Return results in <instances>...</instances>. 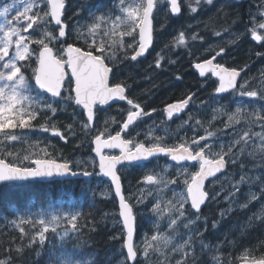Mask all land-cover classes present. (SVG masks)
Listing matches in <instances>:
<instances>
[{"label": "snow or ice", "instance_id": "obj_1", "mask_svg": "<svg viewBox=\"0 0 264 264\" xmlns=\"http://www.w3.org/2000/svg\"><path fill=\"white\" fill-rule=\"evenodd\" d=\"M202 4L215 6L214 0H112L110 7L89 10L90 23H77L75 26L74 38L84 47L66 42V37L73 35L65 23L66 0H18V3L0 6V190L25 187L53 178L92 175L82 170L84 164L79 161L71 163L62 158H53L48 151L51 146L41 147L39 141L29 145L23 154L9 150V141L21 140L15 130H37L33 122L40 119L46 121L40 125V129L67 141L68 136L59 131L52 118L61 104L78 107L82 110L80 114L86 117V122L80 124L82 131L85 134L95 132L90 138V145L94 146L91 150L98 160H93L92 164L98 168L99 174L108 178L114 197L118 198L114 215L121 230L113 239L121 241L120 254L123 258L120 264H170L174 256L179 257L175 259V264H202L197 256V248L200 256H211L212 264H223L222 253L211 255L220 253L223 246L219 243L210 245L203 239L207 219L203 221L204 231L199 228L193 230V227L201 222L202 206L220 195H210L205 188L206 181L217 178V174L222 173L228 165L239 163L243 170L242 158L245 155H258L264 161V73L255 86L248 79L240 83L242 70L214 63L225 51L223 48L215 51L211 58L194 64L201 77L207 78L211 74L217 78L214 89L216 99H226L219 95L224 93L233 97L227 104L211 109L214 114L210 125L218 116L226 117L220 131L232 129L235 138L225 143L217 139L216 132L207 129L204 135L197 136L196 129L202 126L199 120L191 125V138L177 139L164 128H161L164 136L153 135L155 129L150 128L143 133L144 139H138L141 136L138 131L133 137L131 131H135L144 117H150L157 110L145 112L140 103L130 98L127 84L117 82L113 72L120 62L118 51L123 53V59L138 61L153 47V19L161 6L166 7L168 15L180 16L185 9L191 15L198 14ZM49 27L56 31H49ZM245 34L264 47V0L256 6L255 12H249ZM34 35L39 38L34 39ZM240 38L237 35V40ZM126 39L130 41L127 45ZM189 39L196 41L198 34L186 36L184 31H179L173 37L171 46H185ZM166 50H170L169 44L156 53V68L163 63H175L163 54ZM129 51L132 53L130 57L127 55ZM257 55L264 57V53ZM250 86L252 90H248ZM195 95L190 93L167 104L163 109L167 120L185 113ZM236 97L241 99L237 101ZM245 97L255 98L251 107L244 104ZM113 101L126 102V118L118 122L112 117L100 125L97 113L104 111V106L111 107L110 102ZM200 104L207 106L204 101ZM233 104L237 105L234 111L228 112L227 108ZM192 120L193 117L189 116L188 121ZM188 121H184V124L187 125ZM115 123H119L120 130L112 134L109 125ZM242 123L245 127L238 129L237 126ZM66 127L75 137L72 125ZM256 127L260 130L254 131ZM168 139L174 142L168 144ZM161 156L172 163L166 164L161 172L155 171L158 163L148 168ZM186 162H195L192 167L198 166V170L190 171ZM129 167L145 169L146 174L137 183L151 186L157 193L148 208L155 218L153 233L150 236L145 233L138 242V216L142 215L140 206H146L147 197L152 196V192L145 194L143 189H139L129 196L124 194L122 172ZM246 180L241 175L233 185L234 192L225 200H230L239 192L240 185ZM169 193L171 198L166 199ZM261 195H264V187L261 188ZM259 199V196L252 194L248 197V203H242L239 207L247 209L250 203ZM13 211L15 219L7 220L5 217V220L13 229H18L21 241H27L24 247L43 249L46 243L51 245L47 264H92L91 257L79 256V243L71 244L73 240H79V212L62 210L52 204L35 211L28 209L23 214L15 209ZM259 212V219L264 220V207ZM223 214L221 212V216ZM164 221L166 223L161 230ZM216 226L213 222V227ZM181 227L185 230L183 234ZM50 233L58 241L57 244H52ZM3 235L7 234L0 226V236ZM7 243H14V238L9 236ZM228 243L231 246L234 242ZM24 247L17 246L15 251L22 253ZM11 251L5 248L6 258L0 259V264H14ZM42 254V251L34 253L37 259ZM227 259L228 264H264V253L257 256L255 250L245 248L235 259L231 254Z\"/></svg>", "mask_w": 264, "mask_h": 264}, {"label": "trees", "instance_id": "obj_2", "mask_svg": "<svg viewBox=\"0 0 264 264\" xmlns=\"http://www.w3.org/2000/svg\"><path fill=\"white\" fill-rule=\"evenodd\" d=\"M214 3L216 4V0H214ZM225 3L227 6L225 5L221 9L222 13L218 15V19L221 16L222 20H219V23L212 21L201 35L207 36V41L211 37L217 38L219 41L221 40L219 44L222 46L219 48H228L232 54L231 59L236 67L246 69V73H251V71L256 73L262 59L261 56L257 55L259 50H257L256 45H258V42L253 41V45H248L239 39L235 40L233 44H227V35L246 26V22L248 21L245 12L247 7L246 3L237 5L229 1H224ZM68 7L69 3L67 9ZM209 7L213 8V6ZM67 15L68 10L66 12ZM183 17L184 15L179 20L184 19ZM237 20L239 21L238 23H233V21ZM177 24L178 21L171 18V20H168L167 26H163L164 28L157 31L154 48L146 58L139 61H130L123 59V54H121L118 58L120 61L119 65L114 68L116 81L125 82L130 89V98L143 105L148 111L151 109L163 111L167 102L192 92L196 96H199L200 99H209V107L215 104L217 100L211 84L208 85L210 88L205 91L200 89V79H198L197 74L190 66L191 59H195V55L185 54L181 65L178 63H163L160 68H156L155 64L146 63V60L151 57L156 46L161 42L165 43L166 40L175 35L178 27ZM68 26L69 31L73 35L67 37L66 42H72L80 47H84L82 42L75 40V27L70 21ZM52 29L54 32L56 31L55 28ZM211 29L214 31L216 29V33H220V35L213 34V31L210 32ZM189 41L186 48H181L179 52H189V45L192 43L190 39ZM170 50H175V47H170ZM131 54V51L127 53L129 57ZM176 57H172L171 55L168 59L172 60V58ZM119 69L122 71L119 72ZM118 73L119 77L117 78ZM214 107L215 105L211 108ZM127 108L126 102L115 103L111 104V107H105L104 111L97 113L100 125H103L105 120L112 117L116 121L122 122L126 118ZM121 109L124 111L121 112ZM81 111L78 107L73 108L67 104H61L58 106L56 115L52 118V123L56 124L59 131L68 136L67 141L40 129V125L46 122L45 119H40L33 122L34 128L37 130L21 131L17 129L15 130V134L20 136L21 140L19 142H8L9 150L20 151L22 154L29 148V145H33L37 141L40 142L41 147L50 145L51 147L48 148V151L52 153L53 158H62L71 163L79 161L84 164L82 170L91 171L93 175L90 178L41 181L25 187L6 191L0 190V226L3 227V232L7 234L0 236V259L6 258L5 248H9L12 250L11 255L14 264H47L51 245L46 243L43 249L37 246H33L32 248L24 247L27 241H21L19 239L18 229H13L6 222L5 217L7 220L15 219L14 209L19 214H23L28 209L35 211L41 206L47 207V205L52 204L62 210L76 211L81 214L78 219V227L80 228V233L78 234L79 240H73L71 242L72 245L76 243L81 245V248L77 249L80 257H91L92 264H120L123 258L120 254L121 241L113 239L114 236L119 235L121 230V225L117 223L118 218L114 215L117 212V200L114 197L110 184L102 179L101 175L98 174V168L92 164V159L95 156L91 150L93 145H90V138L95 135V132L85 134L82 131L80 124L86 122V117L80 114ZM207 114L210 118V114ZM48 115L51 114L49 113ZM162 115L160 113V116ZM146 120L150 121V118L144 117L143 121L139 122L138 127H140L139 132L141 136L138 139H143V131H146L150 126ZM216 123H219V120L212 122V125H216ZM69 124L72 125L73 131L76 133L75 137L67 130L66 126ZM49 127H51V124H49ZM119 128V123L109 125V130L112 133ZM174 136L178 137L179 134H174ZM173 142L172 140H168V144H172ZM85 161L87 163H84ZM158 161L163 163L166 160L164 157H160ZM242 162L244 164L243 169H249L248 167L252 166L264 170V161L260 157H249L245 155L242 158ZM145 173V169L133 167L123 170L122 179L127 196L141 187L142 183L138 184L137 182L141 180ZM103 184L107 185L109 190L107 195L101 194L99 190ZM220 207H222V204L218 201H210L201 213L203 218L207 219L208 223L204 239L210 242V245L214 246L219 243L223 246L220 249V253H212L211 255L222 253L224 258L223 264H228L227 258L229 254L235 259L245 248L255 250L257 256L264 253V220L257 222L254 226H250L247 222L249 215L259 210V201L250 203L247 209L235 210L228 215L223 214V216H221ZM142 221V216H138V235L142 228ZM213 222L217 225L216 227H213ZM227 233L235 237L234 243L231 246H229V243H222L225 240L223 235ZM9 236L14 238V243H7ZM49 236L52 239V244L58 243L52 237L51 233ZM17 246L24 247V251L18 254L15 251ZM36 251H42L43 253L38 259L34 255ZM198 257L202 264H212L210 255H198Z\"/></svg>", "mask_w": 264, "mask_h": 264}, {"label": "rangeland", "instance_id": "obj_3", "mask_svg": "<svg viewBox=\"0 0 264 264\" xmlns=\"http://www.w3.org/2000/svg\"><path fill=\"white\" fill-rule=\"evenodd\" d=\"M67 2L69 3V7H68V15L66 16L67 19V23H69V21L71 22V24L74 25V27L77 25V23H79L80 25H83L85 23H90L91 21L89 20V10H93L95 11L97 8H103V7H110L112 0H67ZM9 3H18V0H1L0 1V6H2L3 4H9ZM261 3V0H253L252 3H250L246 9L245 12L247 14L246 18H249V12H255L256 11V6L259 5ZM225 5L227 6V4H224L223 0H216V4L215 7L211 8L207 5H201V11L196 14V15H191L187 12V10H185V15H184V19H181L178 21L177 24V30L175 31V35H173L171 38H169L168 40L165 41V43L161 42L158 46L155 47V49L152 52V55L149 59L146 60L147 64H155V58H156V53L160 52V50L162 48H164L165 44H169L170 47L172 43H173V37L177 35V33L179 31H184L186 36H190L191 34H198V39L196 41H192V43L189 45V52H179V50L185 49L187 44L190 42L188 40L187 44L185 46H175V50H166L163 54L166 56V58H169L173 56H177L176 58H172L173 61H175L174 64L178 63V64H182V61L186 55H195V59H191L192 62H194V60H198L200 58H202L205 54H210L211 52H215V51H219V47H221L222 45L219 44V39L211 37V39H209L207 41V36H202L201 33H203L206 28L209 26L210 23L215 22V23H219V20H222L221 16L218 19V15L219 13H222L221 9L225 7ZM166 15H167V11H166V7L161 6L159 8V11L157 12V17H158V25H157V30H161V28H164L165 26H167L168 24V20L166 21ZM169 19L173 18L172 15L168 16ZM2 19V18H0ZM220 24H222V22H220ZM164 26V27H163ZM245 27L243 26L239 29H237L235 32L230 33L229 35H227V44H233L235 42V40H237V35H240V39L243 40L244 42H246L248 45H253L254 40H252V38L250 37V35L245 34ZM248 27H250V25H248ZM49 31H53L52 27L48 28ZM75 31V29H74ZM213 31V34H215L217 32V30H210V32ZM54 32V31H53ZM199 37H202V39H199ZM35 38H39L38 35H34L33 37ZM206 40V41H205ZM242 41V42H243ZM254 41V42H253ZM127 43H130V41H128L126 39L125 44L127 45ZM256 48L258 51V53H264V47L260 46V43L258 42V45H256ZM256 48H254L256 50ZM225 50L226 53H230L228 48H223ZM207 50V51H206ZM123 54L121 51L117 52V58H119V56ZM228 55H231L228 54ZM232 58V55H231ZM192 62H191V68H192ZM119 65V63H118ZM122 70L119 69V72H121ZM264 73V57H262L261 59V64L259 66V68L257 69V72L254 73L253 71L247 72L244 76L243 79L240 81V83H243V80L248 79L252 82V86H255V84L258 82L261 74ZM119 77V73L117 74V78ZM201 86L205 85V82L203 80H199ZM195 85V84H194ZM193 85V86H194ZM192 86V87H193ZM252 86L249 87L248 90H252ZM197 87V86H196ZM210 88V86L208 87V85L206 84V88L203 90L205 91L206 89ZM198 90V89H197ZM196 100L193 103L192 108L187 112V114L181 118L178 121H168L166 116L162 115L159 117H155V119L153 120H146V122H149L150 126L148 129L150 128H154L155 131L152 133L155 136H164L165 133L164 131H161V128L167 129L168 132L174 136V134H179V136L177 137V139H179L180 137H184V138H191L193 136V131H192V127L191 125L193 124V122L195 120H199L201 122V127L196 129V135H204L205 134V129L209 130V131H214L216 132V136L218 140H222L223 142L227 143L229 140L234 139L235 137L232 136V129H226L223 131H220L223 129V125H224V121L226 119V117H219L217 118V120H219V123H216V125H210V121L212 118V115L214 114L212 112V106L215 105V107H219L220 105H225L228 103L229 100H232L233 97L232 96H227L226 100L221 101V104L218 102V100H216L215 104H213L211 107L208 106V102L209 99H200L199 96H196ZM241 98L236 97V100L239 101ZM204 101L207 102V106L201 105L200 102ZM244 104L248 105L249 107L252 106V104L255 101V98H243ZM197 105H199V107H197ZM237 105L233 104L231 106H229L227 108L228 112L234 111L235 107ZM214 107V108H215ZM210 114V118L209 115ZM191 116L193 117L192 121H188V117ZM163 117V119H162ZM164 122L163 124H161V122ZM184 121H188V124L185 125ZM238 129H243L245 127V125L242 123L241 125L237 126ZM140 127H137V129H139ZM135 130V131H136ZM146 130V131H147ZM259 127L254 128V131H259ZM145 132V131H143ZM134 134H132L133 136ZM135 136V135H134ZM143 139L144 136L142 135ZM171 140V139H168ZM167 140V143H168ZM214 150L218 151V148H215ZM249 151H251V149H248ZM257 157H259L257 155ZM93 160H96V158H93ZM159 164V167H157L155 169V171L157 172H161L163 167L171 162H156L153 163L151 166H149L148 168H153L154 165ZM193 164H187V166L189 167L190 171H196L198 170V166L197 167H192ZM240 165L239 163L235 166L230 165L229 170L224 173L223 175H221L220 177L212 180L209 182V184L207 185V190H209L210 195L215 194V193H220V195L217 197L216 200L214 201H218L219 203L222 204V207H220L221 212H223L225 215L230 214L231 212L235 211V210H239L242 209L239 207L240 204L242 203H248V197L252 194H255L257 196L260 197L259 204H260V208L259 210L264 207V195H261V188L264 187V170L259 169V168H255L252 166H249V169H240L239 168ZM169 171H171V169H169ZM99 174V172H98ZM146 174V173H145ZM241 175H244L247 180L244 184L240 185V190L239 192H236L234 196L231 197L230 200H225L226 196H229L230 193L234 192V188L233 185H235L239 180ZM258 177V179H257ZM172 178V177H169ZM139 189H143L145 194H147L149 191L152 192V196H148L147 197V203L146 206H140V211L142 213V228L140 230V234L137 236V242L143 237V235L145 233H147L149 236L152 235L153 233V222L155 220L154 217H152L150 215V213L148 212V208L151 207L153 198L156 197L157 193L156 190L154 188H152L151 186L148 185H144L142 184L141 187ZM138 189V190H139ZM101 194L107 195V192H109L107 185H101L99 188ZM138 190L134 191L133 193H137ZM104 192V193H103ZM132 193V194H133ZM167 198H171L170 193L167 194V196L165 197ZM250 206V204H249ZM231 209V211H227L228 209ZM259 210L252 212L249 215V218L247 220L248 224L250 226H254L257 222H261L263 220L259 219L260 216V212ZM69 211V210H67ZM72 212H76V211H72ZM189 215H191V212L188 213ZM255 214V216H254ZM205 219L203 218V215L200 213V221L197 225H195L193 227V230H195V228H199L201 231H204V221ZM166 223V221L161 223V230L164 229V224ZM207 227H208V223H207ZM180 232L183 234L185 233V230L181 227L180 228ZM206 231H204V235H203V239L205 237ZM223 234V233H222ZM223 237L225 238L223 242L228 243L229 241H233L234 242V238L232 236V234L227 233L224 234ZM205 240V239H204ZM178 242V241H177ZM206 243H210L208 241L205 240ZM249 249V248H248ZM243 251V250H242ZM200 255V250L199 248H197V256ZM178 256H174L171 261L170 264H175V259H178ZM153 259L155 260V257H153Z\"/></svg>", "mask_w": 264, "mask_h": 264}, {"label": "flooded vegetation", "instance_id": "obj_4", "mask_svg": "<svg viewBox=\"0 0 264 264\" xmlns=\"http://www.w3.org/2000/svg\"><path fill=\"white\" fill-rule=\"evenodd\" d=\"M223 1H229V2H232L233 4H241V3H246V5L248 6L250 3H252L253 2V0H249V1H237V0H223ZM186 10V9H185ZM185 10L183 11V14L182 15H180V16H173V20H176V21H179V18H181L183 15H185ZM168 16H170V15H166V21L167 20H171V19H169L168 18ZM158 17H157V12L154 14V23H155V33H157V25H158ZM215 54V52H211V54H205L202 58H200V59H198V60H194V62H196V61H201V60H204V59H207V58H210L211 57V55H214ZM228 54H230V53H226L225 51L220 55V56H218V58L215 60V63H219V64H223V65H226V66H228V67H231V68H238V69H240L239 67H236L235 65H234V63H233V61H232V59H231V55H228ZM192 64H193V62H192ZM192 69H193V67H192ZM194 70V69H193ZM246 69H243V73H242V76H241V80L243 79V76L246 74ZM195 72V71H194ZM196 73V72H195ZM197 74V73H196ZM197 77H198V79H200V77H199V75L197 74ZM200 80H203L204 82H205V85H203V86H201L200 87V89H202V90H204L205 88H206V84L207 85H209V84H211V86L213 87V90L215 89V87L217 86V78H214L212 75H209V76H207V78H204V79H200ZM193 93V92H192ZM188 95V94H187ZM221 96H223V97H226V99H227V96H228V93L227 94H225V95H221ZM186 97V95L184 96H181L180 98H178V99H174V100H172V101H175V100H180V99H182V98H185ZM196 95L194 96V98H193V103H194V101L196 100ZM206 99V98H205ZM226 99H217L218 100V102L221 104V101H223V100H226ZM172 101H169V102H167L166 103V105L168 104V103H170V102H172ZM193 103H191L190 104V107L188 108V110L184 113V114H182V115H180L179 117H176V118H173L171 121H178V120H180L181 118H183L186 114H187V112L192 108V106H193ZM165 105V106H166ZM165 106H164V108H165ZM145 110L146 111H148L146 108H145ZM160 113L161 114H163L164 116H166V114L163 112V111H157V112H155V113H152L151 114V116L149 117L150 118V120H153V119H155V117H159L160 116ZM162 119H163V117H162ZM136 130V129H135ZM116 131H119V129L118 130H116ZM139 132V129H137L136 131H131V135L132 134H134V135H136V132ZM115 133V132H114ZM134 135H133V137H134ZM164 159L166 160L165 162H170L169 160H167L168 158H166V157H164ZM157 161H153V163H156ZM152 163V164H153ZM172 163V162H171ZM195 163V162H194ZM194 163H186V164H194ZM152 164H150V165H148V167L149 166H151ZM218 178V177H217ZM214 180V179H213ZM212 181V180H211ZM210 182V181H209ZM209 184V183H208Z\"/></svg>", "mask_w": 264, "mask_h": 264}, {"label": "water", "instance_id": "obj_5", "mask_svg": "<svg viewBox=\"0 0 264 264\" xmlns=\"http://www.w3.org/2000/svg\"><path fill=\"white\" fill-rule=\"evenodd\" d=\"M1 1V0H0ZM237 1H249V0H237ZM66 8H67V2H66ZM65 23H67L66 22V20H65ZM68 24V23H67ZM154 30H155V27H154V19H153V46H154V42H155V35H154ZM67 38V37H66ZM69 43H71V42H69ZM76 45V44H75ZM76 46H78V45H76ZM78 47H80V46H78ZM153 48V47H152ZM152 48H150L149 49V52H150V50L152 49ZM148 52V53H149ZM148 53H146L145 54V56L144 57H141V58H138V60H140V59H143V58H145L147 55H148ZM211 58V57H210ZM218 58V57H217ZM216 58V59H217ZM203 60H201V61H196V62H194L193 64H192V67H193V69H194V71L199 75V72H198V70L197 69H195L194 68V64L195 63H198V62H202ZM214 63H215V61H214ZM225 67H228V66H226V65H224ZM228 68H231V67H228ZM237 70H242V69H238V68H236ZM242 73H243V70L241 71V76H242ZM209 75H211V74H208V76ZM199 77H200V79H204V77H201L200 75H199ZM214 77V76H213ZM214 78H216V77H214ZM241 78V77H240ZM240 78H239V81H240ZM224 94H227V93H224ZM224 94H219V95H224ZM175 101H177V100H175ZM175 101H172V102H170V103H173V102H175ZM121 102H123V101H113V102H110L111 104H114V103H121ZM169 104V103H168ZM104 107H106V106H104ZM141 107L144 109V111H145V108H144V106H142L141 105ZM189 107H190V105H189ZM188 109H186L185 110V112L187 111ZM182 114H184V113H181L180 115H182ZM179 115V116H180ZM174 118H176V117H174ZM95 123V122H94ZM115 134V133H114ZM94 147V146H93ZM95 154V153H94ZM95 156H96V154H95ZM96 158H97V160H98V157L96 156ZM186 163H194V162H186ZM228 167H229V165L227 166V168L222 172V173H220V174H217V177L218 176H220V175H222V174H224L227 170H228ZM92 176V175H91ZM91 176H83V175H79V176H77V177H70V178H67V179H74V178H89V177H91ZM102 176V178L104 179V180H106V181H109L108 180V178L107 177H104L103 175H101ZM58 179H63V178H53V180H58ZM213 178H210L208 181H206L205 182V188L207 187V184H208V182L210 181V180H212ZM52 181V180H51ZM45 182H47V181H45ZM122 182H123V180H122ZM123 186H124V184H123ZM207 190V189H206ZM124 194L126 195V193H125V189H124ZM127 196V195H126ZM117 199V203H118V198H116ZM208 203V202H207ZM207 203H206V205H207ZM205 205V206H206ZM205 206H202V209H201V211L205 208Z\"/></svg>", "mask_w": 264, "mask_h": 264}, {"label": "bare ground", "instance_id": "obj_6", "mask_svg": "<svg viewBox=\"0 0 264 264\" xmlns=\"http://www.w3.org/2000/svg\"><path fill=\"white\" fill-rule=\"evenodd\" d=\"M242 6V5H241ZM247 6V5H246ZM161 91V90H160Z\"/></svg>", "mask_w": 264, "mask_h": 264}]
</instances>
